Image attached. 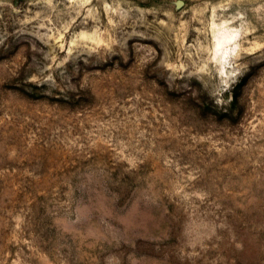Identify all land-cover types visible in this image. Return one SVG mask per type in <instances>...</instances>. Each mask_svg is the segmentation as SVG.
<instances>
[{"label": "rangeland", "instance_id": "obj_1", "mask_svg": "<svg viewBox=\"0 0 264 264\" xmlns=\"http://www.w3.org/2000/svg\"><path fill=\"white\" fill-rule=\"evenodd\" d=\"M0 264H264V0H0Z\"/></svg>", "mask_w": 264, "mask_h": 264}]
</instances>
